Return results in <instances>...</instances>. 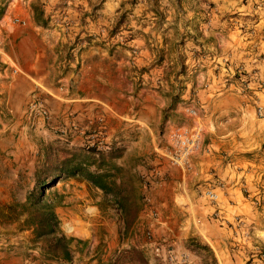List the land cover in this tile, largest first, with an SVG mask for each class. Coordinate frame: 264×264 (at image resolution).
<instances>
[{"label":"crops","instance_id":"1","mask_svg":"<svg viewBox=\"0 0 264 264\" xmlns=\"http://www.w3.org/2000/svg\"><path fill=\"white\" fill-rule=\"evenodd\" d=\"M50 12L37 23L16 2L0 17V184L22 186L25 174L34 180L31 137L44 123L27 112L31 98L47 106L54 129L76 124L82 130L105 111L107 121L133 133L129 153L150 152L165 182L158 201L163 220L154 228L160 241L111 243L102 264H162L147 256L148 248L181 250L189 237L206 244L216 264H264L254 246L262 242L254 232L264 213L257 206L264 202V116L255 110L264 107V0H67ZM59 12L66 13V23ZM73 43L96 49L75 54ZM76 57L79 68H72ZM137 79L145 86L138 98L130 96ZM117 81L127 93L116 92ZM112 99L138 106L115 109ZM175 129L197 135L184 167L168 159ZM150 175L148 169L142 176ZM68 183V199L90 188L80 178ZM199 187H213L217 201L205 200ZM62 208L54 207L58 218ZM236 215L244 219L246 237L232 225ZM178 223L182 230L173 232ZM103 224L110 236L112 223ZM7 250L18 247L0 246V264H12ZM132 252L138 257L128 256Z\"/></svg>","mask_w":264,"mask_h":264},{"label":"rangeland","instance_id":"2","mask_svg":"<svg viewBox=\"0 0 264 264\" xmlns=\"http://www.w3.org/2000/svg\"><path fill=\"white\" fill-rule=\"evenodd\" d=\"M16 2L19 3V8H21V11H31L33 18L34 5L37 6L39 10H41L42 16L44 14L45 17L49 18V15L52 14L50 12L51 10L55 9L57 6H65L67 1L57 0V2L53 4V9H51L50 0H8L0 17H3L5 10L14 5ZM52 2H54V0H52ZM59 14L60 17L63 14L66 15V13L60 12ZM123 16L124 15L121 14V17ZM13 18H17L20 20V18L18 17H11V22H13ZM114 29L115 28L111 27L109 31L114 32ZM74 43L71 47L74 48L73 51L76 49L75 54L79 53L81 49H96L95 45L91 46L90 44H88L82 47L74 45ZM98 46L103 47L104 45L98 44ZM107 48L109 50L114 49V45L109 44L108 46H106V49ZM75 60H77V57L76 59L74 58L73 61ZM78 61L79 59L77 60V62ZM72 68H79V62L77 63V65L74 64ZM62 69L67 70V65H64ZM112 75H115V73L105 75V77H109ZM115 84L119 86V88L116 89L117 93L119 91H121L122 93H127V91L125 90V85L122 84V82L117 81ZM143 87H145L144 84H141V81L137 79L135 82V91L133 93H130V96H136V98H138ZM104 92L105 94L108 93V91L106 90ZM112 101L114 105L112 107L115 109L126 110L127 108H136L138 106V101H136L134 105L131 102L127 101H125V103L123 104H119L118 102H116L118 101L117 99H112ZM90 122L94 123L95 126L92 127V130L85 134H83V128L81 130V128L76 124L75 128H72V130H68V127L70 128L71 125L67 123V127H62V129H64L63 135H60L61 133H59L58 129H54L43 122L44 125L39 128V131H35V134H33L31 137V139L33 140L34 165H37L36 168L41 163V154L39 150L41 147V143L43 141L51 140L55 137H57L61 141H63L64 138H67L68 145L71 144L73 146H77V148L80 149H84L86 146H90L95 143L98 148H106L107 146L113 145L118 147L120 150V155L113 159V163L118 167L115 173V177L116 181L120 182L121 184L120 191L123 195L126 196V199L128 200L127 207L130 208V217H128V220H125L122 212L113 202V198L109 194H103L99 189L93 187L90 184V188L84 187L82 196H78L75 199H68L67 197H69V195H73V193L71 192V184L68 183V180L78 177L57 180L51 187L44 191L46 199L54 201L55 206L59 205L63 207V213L58 215L59 219L70 218L76 224L77 235L75 239L81 240V242L78 243V245H76L74 249H72V264H92L90 263V261L93 258H96L99 264H102V252L104 253V250L107 249V247H109L111 243L120 244L124 243L126 240H131L134 242H155L160 241V238L162 237L161 235L155 233L154 228L158 226L159 223L163 220V214L160 213L161 210L158 207V201L160 196L159 190L163 188V182H165V178L164 174H160L159 171L156 170L157 164L153 163V156L150 154V152L142 150H140L138 154H130L129 152H131V149L129 148V146L130 142L133 141V133L131 131H128L127 127L122 126V124L118 125V122H115L113 120L107 121L105 111H100L97 118L95 120H91ZM41 129H43L46 135L41 132ZM79 129L80 133L77 132ZM175 131L180 130L175 129L173 132ZM173 132L170 133V143L168 145L171 150L169 151L168 159L171 165L181 167L173 164L170 160V152L173 150ZM76 135L79 136L80 139L76 138V140L71 141ZM117 136H122L120 138L124 140V143H121L119 145L116 144ZM163 137L164 133H160L158 139H162ZM142 145L144 146V144ZM148 169H150L151 175L149 178H145L142 175L144 174V171ZM3 173H5V170L1 169L0 175ZM27 176L29 177V180L22 186L17 183L5 185L0 184V204L10 201L21 202L19 197H25L27 191L32 186L30 185V183L33 179L30 175H24V177ZM144 183L147 184L144 185ZM61 186L64 187L63 189H61L62 192L60 190ZM77 189L78 188H75V190ZM199 189L200 187L198 188V194L200 195ZM5 192L10 193L5 195ZM55 196H61V198L59 200L56 199L55 201ZM87 203L93 204L97 208V213L92 217H86L82 212L83 206ZM263 205L264 202L260 201L257 206L264 208ZM140 209H142L141 212H139ZM146 220L147 222H145ZM104 221L112 223L113 231L112 233H110V236H108V232L105 230L106 227L105 224H103ZM257 223L259 225V230H256L254 232V235L262 238V242L256 241L254 243V246L256 247V250L264 253V213L261 217L258 218ZM134 225H136V227L133 229ZM180 230H182V226L180 223H178V226L172 229L173 232L177 233ZM261 233V236L258 235ZM19 236H21V238H19ZM5 238H7L6 240H9L10 242L6 243L5 241L4 243H2ZM17 238H19L18 242H16ZM189 239H192L194 243L190 244ZM19 241H22L23 243H19ZM41 244L42 242L38 243L33 241L30 230L20 229L18 223L13 222L8 224H0V246H3L4 248L9 245L18 247L17 252L8 253V250L5 252L8 255L7 258H11L12 264H34V261L36 262V264L65 263V261L60 260L50 261L44 259ZM180 244L181 245L179 248H183L181 250L188 251L199 264H206V262L209 261V256L207 255L206 251L200 248H196L195 245L203 244L199 242L197 238L189 237L183 240ZM153 246L154 244H152V246L148 248L147 256L156 258L153 254ZM2 255L4 254L2 253ZM2 255L1 258H4ZM130 256L138 257V255L133 252Z\"/></svg>","mask_w":264,"mask_h":264},{"label":"trees","instance_id":"3","mask_svg":"<svg viewBox=\"0 0 264 264\" xmlns=\"http://www.w3.org/2000/svg\"><path fill=\"white\" fill-rule=\"evenodd\" d=\"M7 1L0 0V16ZM33 13L34 21L40 22L42 12L35 5L33 6ZM42 23H45V20ZM51 122L50 119L46 124L49 126ZM94 126L92 122L87 123L83 128V134L88 133ZM60 130L62 128L58 129L59 133ZM63 141L57 137L43 141L39 149L41 163L34 171L33 184L27 191L24 200L0 204V224L15 222L18 223L20 229L30 230L33 241L42 242L43 258L50 261L70 260L72 249L81 242V240L73 237L59 235L57 232L59 218L54 212L55 203L46 199L44 194V191L51 187L55 181L73 177L84 179L103 194H109L125 220L130 217V208L127 207L128 200L121 193V184L116 181L115 177L118 167L113 163V159L120 155L119 148L113 145L98 148L93 143L84 149H80L77 146L68 145L67 138H64ZM60 198L61 196H55V201ZM189 243L194 242L189 239ZM195 246L206 251L209 256V261L206 264H216L206 244ZM117 257L118 255L113 259Z\"/></svg>","mask_w":264,"mask_h":264},{"label":"built area","instance_id":"4","mask_svg":"<svg viewBox=\"0 0 264 264\" xmlns=\"http://www.w3.org/2000/svg\"><path fill=\"white\" fill-rule=\"evenodd\" d=\"M60 19L63 23H66L67 17L65 16V14H63L61 15ZM13 22H16L19 24L22 23V21L17 18H13ZM255 110L258 116H264L263 106L258 105L256 106ZM27 112L31 115L39 117L44 123H48L51 119L47 106L37 96H34L29 101L28 106H27ZM60 133H61L60 135H63L64 130L63 129L60 130ZM172 142H173V150L170 152V160L173 164L184 167L187 162V156L189 152L196 145L197 135L195 133L185 134L180 131H175L172 133ZM145 184L147 183H144V185ZM217 185H219V183ZM199 193L209 203H214L218 199V194L216 193L213 187H201L199 189ZM82 212L84 216L92 217L97 213V208L95 205L87 203L83 206ZM211 215L217 218L218 217L217 210H214L211 213ZM232 225L235 229L241 232V235L243 237L247 236L248 234L247 228H246L243 217H241L240 215L234 216ZM57 232L59 235H62L64 237L75 238L77 235L76 224L70 218L59 219L58 224H57ZM104 253L102 252V254ZM259 253L261 257L264 258V253H261V252ZM153 254L156 258H159L161 260L162 264H199L191 256V254L186 250H167L163 252L161 247L158 244H154ZM91 263L99 264L96 258H93L91 260Z\"/></svg>","mask_w":264,"mask_h":264},{"label":"bare ground","instance_id":"5","mask_svg":"<svg viewBox=\"0 0 264 264\" xmlns=\"http://www.w3.org/2000/svg\"><path fill=\"white\" fill-rule=\"evenodd\" d=\"M258 235H260V236H261V235H262V233H261V234H258Z\"/></svg>","mask_w":264,"mask_h":264}]
</instances>
